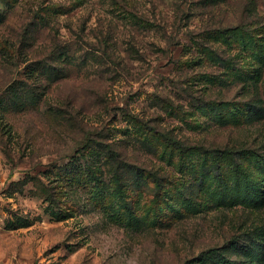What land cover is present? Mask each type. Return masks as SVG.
I'll return each instance as SVG.
<instances>
[{"label": "rangeland", "instance_id": "obj_1", "mask_svg": "<svg viewBox=\"0 0 264 264\" xmlns=\"http://www.w3.org/2000/svg\"><path fill=\"white\" fill-rule=\"evenodd\" d=\"M0 264H264V0H0Z\"/></svg>", "mask_w": 264, "mask_h": 264}]
</instances>
